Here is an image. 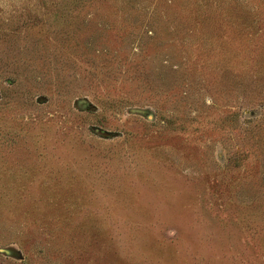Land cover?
Segmentation results:
<instances>
[{"label": "rangeland", "instance_id": "374dc122", "mask_svg": "<svg viewBox=\"0 0 264 264\" xmlns=\"http://www.w3.org/2000/svg\"><path fill=\"white\" fill-rule=\"evenodd\" d=\"M0 250L264 264V0H0Z\"/></svg>", "mask_w": 264, "mask_h": 264}, {"label": "water", "instance_id": "95a60500", "mask_svg": "<svg viewBox=\"0 0 264 264\" xmlns=\"http://www.w3.org/2000/svg\"><path fill=\"white\" fill-rule=\"evenodd\" d=\"M0 252L1 253H5L7 255H14V254H16L15 252H11V251H8V250H0ZM10 253H12V254H10Z\"/></svg>", "mask_w": 264, "mask_h": 264}]
</instances>
